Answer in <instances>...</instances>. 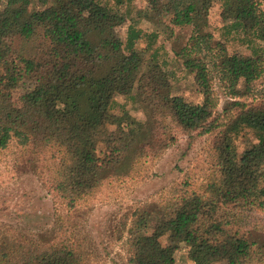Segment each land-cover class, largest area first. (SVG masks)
<instances>
[{
	"label": "trees",
	"instance_id": "obj_1",
	"mask_svg": "<svg viewBox=\"0 0 264 264\" xmlns=\"http://www.w3.org/2000/svg\"><path fill=\"white\" fill-rule=\"evenodd\" d=\"M212 1L147 0L129 21L120 53L115 27L124 15L101 0H0V148L15 142L48 160L44 186L54 200L74 209L106 180L159 157L178 134L188 144L211 136L213 169L200 191L172 188L132 212L127 264H175L180 242L195 264H264V226L252 217L264 211V0H221L227 31L241 34L249 54H229L207 30ZM137 18L163 27L200 101L170 93L156 60L142 69ZM213 78L230 97L220 111ZM117 95L144 117L129 120ZM249 132L254 139L239 147ZM68 229L4 234L0 264H89Z\"/></svg>",
	"mask_w": 264,
	"mask_h": 264
},
{
	"label": "rangeland",
	"instance_id": "obj_2",
	"mask_svg": "<svg viewBox=\"0 0 264 264\" xmlns=\"http://www.w3.org/2000/svg\"><path fill=\"white\" fill-rule=\"evenodd\" d=\"M101 1L124 15V21L115 27V34L121 41L120 53L126 52L128 23L136 18L138 9L147 6V0ZM262 4L264 7V1ZM137 19L135 25L142 29V36L135 42L134 51L142 59V69L156 60L166 70L170 93L182 95L189 101H200L202 96L196 81L191 74L184 72L180 60L174 56L163 27ZM230 21L221 0H213L208 10L207 30L214 38L225 42L229 54H249L250 47L241 39V34L227 31L225 25ZM221 84L217 78L212 79V89L218 97V111L230 99ZM258 88L264 96V82ZM19 91H15L14 96ZM116 100L128 109L129 120L144 117L129 97L117 95ZM118 104L114 106L117 112L120 111ZM253 139L249 132L239 138V147ZM210 141L211 136L200 135L188 144L186 136L178 134L176 143L159 157L142 158L129 175L106 180L91 196L79 201L74 209L47 193L44 179L48 160L11 142L6 148H0V241L4 234L7 238H16L59 225L66 229L68 223L67 237L80 243L84 259L89 264H127L128 253L123 240L127 237L132 212L145 203L164 200L172 188L182 186L200 191L213 169ZM252 217L257 224L264 226V211H256ZM120 232L123 236L118 238ZM167 242L166 236L160 238L161 244ZM191 254L189 245L177 243L173 250L175 264H195ZM207 264L225 263L215 261Z\"/></svg>",
	"mask_w": 264,
	"mask_h": 264
}]
</instances>
